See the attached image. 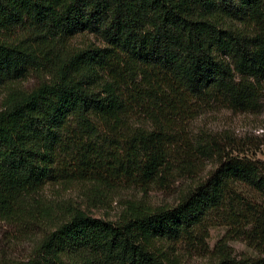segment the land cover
Instances as JSON below:
<instances>
[{"label":"trees","instance_id":"1","mask_svg":"<svg viewBox=\"0 0 264 264\" xmlns=\"http://www.w3.org/2000/svg\"><path fill=\"white\" fill-rule=\"evenodd\" d=\"M83 33L104 45L73 47ZM33 72L38 85H15ZM263 100L264 0H0V223L46 228L0 264H181L174 247L217 225L264 255V136L189 151L159 130L189 104L259 115ZM201 156L215 169L174 206L127 202L118 223L37 198L51 179L164 187L197 177ZM221 242L209 264H244Z\"/></svg>","mask_w":264,"mask_h":264},{"label":"rangeland","instance_id":"2","mask_svg":"<svg viewBox=\"0 0 264 264\" xmlns=\"http://www.w3.org/2000/svg\"><path fill=\"white\" fill-rule=\"evenodd\" d=\"M73 47L103 46L101 39L95 35L83 33L71 39ZM44 79L42 74L30 73L26 78L15 83L16 86L30 90ZM263 111L259 115L232 113L214 105L193 103L187 105L184 115L174 117L169 123L161 119L159 130H163L178 148L188 144L189 151L197 141L203 140L206 148L210 147L213 140L219 146L227 142L234 145L242 143L255 145L264 136V100ZM136 125L153 129L148 120L136 113L133 118ZM159 127V126H157ZM156 129V127H155ZM158 129V128H157ZM263 131V133H262ZM175 145V146H176ZM248 147V146H247ZM229 151V148L228 150ZM211 152V151H209ZM192 164H199L200 172L197 177L187 176L174 179L167 186L155 187L142 192L140 187L127 184L109 185L94 191L92 186L81 183L66 184L63 181L51 179L45 184L37 198L42 205H53L57 209L76 208L87 215L101 219L104 222L118 223L127 202L142 200L153 206H174L182 193L199 178L204 179L208 172L216 167L212 158H196ZM255 159L264 162V146L256 153ZM217 223L216 218H212ZM46 228L31 226L19 231L9 224L0 223V258L10 256L16 259L27 258L33 249L34 235H40ZM229 227L217 225L209 228L208 236L204 238V245L196 247L184 242L174 247V252L179 254L181 264H209L216 261L219 250L216 246L221 242L225 245V252L229 261L244 264H264V255L258 254L244 238H236L233 233H228ZM219 259V258H218ZM258 261H262L258 263Z\"/></svg>","mask_w":264,"mask_h":264}]
</instances>
